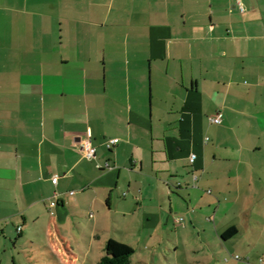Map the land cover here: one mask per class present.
I'll return each instance as SVG.
<instances>
[{"label":"crops","instance_id":"1","mask_svg":"<svg viewBox=\"0 0 264 264\" xmlns=\"http://www.w3.org/2000/svg\"><path fill=\"white\" fill-rule=\"evenodd\" d=\"M101 233L264 264V0H0V264Z\"/></svg>","mask_w":264,"mask_h":264},{"label":"rangeland","instance_id":"2","mask_svg":"<svg viewBox=\"0 0 264 264\" xmlns=\"http://www.w3.org/2000/svg\"><path fill=\"white\" fill-rule=\"evenodd\" d=\"M72 230L78 232V228H72ZM99 235L102 236V241L97 239L90 242L89 239L80 237L82 241L80 248H77V250L69 248V246L66 248L65 245L67 244L63 242L61 243L62 251L57 250L55 246L52 247V244L43 235L33 244L23 239L17 247L14 243L6 244L9 247L4 261L5 264H98L106 255L104 241L107 239V234L101 233ZM117 235L121 240L131 244L134 243L133 239L135 238L133 236ZM73 237L71 238L72 240L74 239ZM133 245L138 250L132 259V264H183V259L181 258L182 256L186 257L184 250L181 251L180 258L175 253H170L169 256H166L167 248L165 245L162 248H155L156 250L149 249L146 243L139 247L136 243ZM90 246H93L92 250ZM171 246L174 252L175 246L173 244Z\"/></svg>","mask_w":264,"mask_h":264},{"label":"trees","instance_id":"3","mask_svg":"<svg viewBox=\"0 0 264 264\" xmlns=\"http://www.w3.org/2000/svg\"><path fill=\"white\" fill-rule=\"evenodd\" d=\"M104 250L106 255L98 264H132L135 255L132 246L115 239H109L105 243Z\"/></svg>","mask_w":264,"mask_h":264},{"label":"built area","instance_id":"4","mask_svg":"<svg viewBox=\"0 0 264 264\" xmlns=\"http://www.w3.org/2000/svg\"><path fill=\"white\" fill-rule=\"evenodd\" d=\"M242 10H243V9H242ZM210 121H211V123H213V124H220V123H221V118H220V116L211 117V118H210ZM118 142H119L118 139L110 141L109 144H108V148H111L113 145H116ZM85 156H86V158H88V159H93V158H95V157H96V148H94V147H92V146H89V147L87 148L86 152H85ZM195 157H196L195 155H192V157H191V162H192V163H194V161H195ZM98 168H99V169L109 168V165H108V164H107L106 166L98 165ZM57 182H58V179H57V178L53 180V183H54V184H57ZM178 222H179L180 224H182L183 227H185V224L183 223V219H179ZM237 258H239V257H237Z\"/></svg>","mask_w":264,"mask_h":264}]
</instances>
